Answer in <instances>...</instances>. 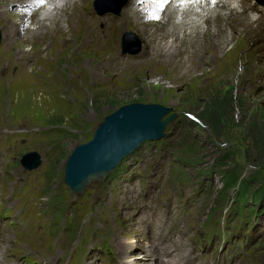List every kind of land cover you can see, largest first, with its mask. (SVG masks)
Listing matches in <instances>:
<instances>
[{
    "label": "rangeland",
    "instance_id": "1",
    "mask_svg": "<svg viewBox=\"0 0 264 264\" xmlns=\"http://www.w3.org/2000/svg\"><path fill=\"white\" fill-rule=\"evenodd\" d=\"M127 3L128 0H79L75 4L79 8L74 11H78L82 22L74 18L66 23L61 13L54 14L56 20H52L63 21V28H55L52 20H46L44 25L51 27V34L41 30L26 36L29 41L24 38L25 30L36 29L38 21L27 19L24 26L13 17L14 6L0 5V13L6 11L0 16V190L5 194L22 187L27 190L23 200L26 210L18 229L6 237L5 246H0L13 257L30 255L43 264H121L120 258L125 256L130 260L124 263L135 264L148 257L150 225L139 209L150 204L153 196H146L145 181L128 185L125 179H133L139 172L146 176L155 172L162 142L158 147L149 142L152 151L156 149L155 156L145 151L142 160L140 150L131 159L120 161L104 180L93 181L81 195H74L64 184V166L75 148L89 142L102 119L124 105L157 104L171 107L170 114L176 115L164 131L163 142L172 146L171 152L168 150L171 161L166 167V180L158 184L156 201L163 204L188 196L198 199L193 210L179 217L184 219L187 241L205 238V233L220 223L243 219L233 213L236 207L222 209L217 199L220 166H226L228 171L241 167L244 179L255 171H261L264 178L263 24L244 18L257 34L248 30L237 35L242 23L224 13L227 21L210 26L194 44L184 46L162 36L173 30L168 24L166 30L156 32L155 43L146 39L144 44L137 35L139 26L119 23L109 29L107 42L88 43L92 41L89 31L93 26H87L85 19L93 22L98 12H108L113 21L123 18ZM116 8L118 14L109 12ZM61 11L66 19L70 17L67 9L60 8ZM161 13L162 10L160 18ZM247 14L251 18L263 15L260 11ZM150 20L153 21L142 22L149 27ZM102 25L96 28L101 34L107 30ZM146 27L144 34L151 30ZM212 32L228 36L223 56L210 41ZM125 34L133 38L123 47ZM249 35L254 39L247 41ZM158 37L164 39L163 43L158 42ZM138 48L137 54L129 53ZM145 51L150 55L148 61H144ZM190 60L196 61L193 69ZM209 98L230 105L219 113L221 118L228 115L229 124L220 127L221 138L214 145L207 139L213 138L214 131L199 120ZM53 128L62 133L45 136ZM9 145L19 149L11 160L7 159ZM181 145L190 147L195 152L192 159H201L203 165L189 168L176 161L181 156ZM27 153H37L42 159L41 167L30 173L20 164ZM204 171L209 176L203 177ZM199 184L202 185L198 187ZM258 188L264 190V185H251V189ZM194 191H199L202 198ZM247 208L248 205L244 209ZM261 210L264 212V206ZM99 246L109 249V259L91 257L92 250ZM261 262L264 264V238L245 254L242 263Z\"/></svg>",
    "mask_w": 264,
    "mask_h": 264
},
{
    "label": "bare ground",
    "instance_id": "2",
    "mask_svg": "<svg viewBox=\"0 0 264 264\" xmlns=\"http://www.w3.org/2000/svg\"><path fill=\"white\" fill-rule=\"evenodd\" d=\"M140 1L141 0H128L126 8H124L122 10L123 18L117 19L115 21L111 20V17L108 16V15H110L108 12H104V13L98 12L99 15H93L94 16L93 22L90 19H85V22H88L87 26H93L91 28V30L89 31V35H90V38L92 41H90V39H89L88 43L96 42L97 44H103L109 40L108 34L111 32V30L109 31V29H112L115 25H117L119 23H129L132 26H139V30L137 31V35L144 42V44H145L146 39L151 40V43H155V40H156L155 38H157L156 32L166 30V26H167L166 24H168L169 27L172 28L173 30L170 29V31H168V29H167L168 33H165V35L161 34L162 36L173 38L174 40L181 42L184 46L186 44L191 45V44H194V41L196 39H198L200 36L204 35L210 29V26L215 25L217 23L219 25V24H221V22H223L225 20L227 21L228 18L227 19L224 18V16H223L224 13L227 15L231 14V16H234V17H231V18H233V20L240 21V23H242L241 28L237 31V35H241L242 33L247 32L248 30L250 31V33H254V34L256 33L257 34V31L253 28L252 24H248L249 22L247 23L246 22L247 20L244 21V18H246V19L249 18L250 21L251 20H255L256 22L260 21V23H262L263 27H264V15L260 16V18H251L247 14L249 12H254L256 10L258 12V5L257 4L252 5L251 1H249L248 3L243 2L242 6L240 8H235V7L230 8V3L228 2V0H172V1L171 0H158L157 3H154L153 0H149L152 2L151 5L156 7V11L160 10L161 5H162L163 10H164L163 11V17H161V19L153 20V21L150 20L151 22L148 21V23H150V25L152 24L151 26H149V27H151V30H150V28L146 27V24L144 22H142L143 19H146V20L152 19L151 18L152 14L148 12V9L150 8V6H147V7L143 6V4H146V1H148V0H145L144 2H142L141 5L138 6L137 4ZM125 2H126V0H125ZM58 4L59 3H56V1H49V2L45 3V0H4V1L0 0V5H4L5 8L14 6L13 11L15 12V10H17L18 12L17 13L13 12L12 15L14 14L13 17L17 18L20 22H22L24 24V26H25V21L27 19H30L32 21V19L34 18V20L38 21L37 22L38 27H36V29L25 30V34H26L24 37L25 39L29 35L33 36L34 34H37L41 30H42V32H44V31L48 32L50 35L51 34V27L44 25V23L46 20H52V19L56 18L55 17L56 15L54 16V14L61 13L60 17L62 16V18L65 19L66 23L72 22L73 20H70V19H74V18H77V22H82L83 19L78 14V11L77 12L74 11V10L78 9L79 6H75V2L73 0H68L67 2L64 1V4L61 7H58ZM43 5H45V7H43ZM60 8L63 11H65L67 9L66 14H68V12H71L69 14L70 17H68V19H66V15H63L62 11L60 12ZM27 10H28V12H26ZM68 10H70V11H68ZM90 11H92V10H90ZM239 11H241V12H239ZM5 14H6V11L1 12L0 16H3ZM239 15H240V17H236ZM241 15L245 16V17H241ZM54 20H56V19H54ZM52 22H53L52 25L58 29H60L62 27V25L64 24V23H62L63 21L61 23H58V22H56V21L54 22L52 20ZM251 22H253V21H251ZM101 24H104L102 26L107 27V30L105 29L104 30L105 32H102V34H101V31L99 29H96ZM68 25L70 26V24H68ZM120 25H121V28L124 26V24H120ZM204 25H207V27L204 28L203 27ZM145 27H146L147 31L150 30V32L148 34L142 33V31ZM200 27H202V28H200ZM176 31H183V33L180 35H176V34H174V32H176ZM210 31H212V30H210ZM4 34H6V33H4ZM194 34H196V35H194ZM223 34L225 35L226 33H223ZM223 34H217V32H214L212 39L210 38V41L212 42V44L215 45L214 47H215L216 51H218V53L221 54L222 56H223V53H225V49H226L225 48L226 42L224 40L228 38V36L225 37ZM91 35L94 37L95 40L92 39ZM246 36H248V35L246 34ZM161 37H158V39H157L159 43L160 42L163 43V41H164V39L162 40ZM253 37H254L253 35H249V37L246 40L251 41L254 39ZM3 40H5L6 43L8 42V41H6V38H3ZM26 40L29 41V39H26ZM167 40H168V38H167ZM158 42H156L157 46H158V44H157ZM8 43H10V42H8ZM165 44L166 43H164V45ZM166 46H167V48L169 47L168 44ZM144 57H145L144 61H148L150 59V55L147 51L144 52ZM139 63L141 64L140 61H139ZM135 64H137V63H135ZM195 65H196V61L190 60V69H193ZM126 203L124 202V204H126ZM149 243H150V241H149ZM148 247H150V245ZM154 257L155 256L150 255L147 258L146 257L142 258L141 261L138 260V262H134V261L133 262L135 264H148V263H151V261L154 259ZM120 259H121L120 260L121 264H126V263H124V260H127V261L130 260L128 256H125V257L120 258ZM127 264H132V263H127Z\"/></svg>",
    "mask_w": 264,
    "mask_h": 264
},
{
    "label": "water",
    "instance_id": "3",
    "mask_svg": "<svg viewBox=\"0 0 264 264\" xmlns=\"http://www.w3.org/2000/svg\"><path fill=\"white\" fill-rule=\"evenodd\" d=\"M256 1L264 6V0ZM118 11V8L109 9V12L115 14ZM132 38V34H125L123 47ZM125 52L124 49L122 54ZM138 52L139 48L129 53ZM171 112V107L133 103L105 116L96 127L93 138L77 146L67 159L64 166V184L72 193L80 195L92 181L104 179L143 142L164 138L167 125L176 118ZM21 164L25 170L31 171L40 166L41 160L36 153H31L22 158Z\"/></svg>",
    "mask_w": 264,
    "mask_h": 264
},
{
    "label": "trees",
    "instance_id": "4",
    "mask_svg": "<svg viewBox=\"0 0 264 264\" xmlns=\"http://www.w3.org/2000/svg\"><path fill=\"white\" fill-rule=\"evenodd\" d=\"M229 106L228 104H221L213 98H209L205 107L201 109L199 120H201L205 124V126L208 127L211 131H214L213 138L209 136L207 137L208 141L213 145L215 143L217 144L218 139L220 140L221 138V134L218 133L220 127L222 125L225 126L229 124L227 120L228 115H225V117L223 118H221V115H219L223 108L227 109ZM110 111H113V109ZM52 125L58 126L60 124ZM56 129L60 133H62L61 129ZM58 133L52 134L54 135ZM190 149V147L184 145L179 146L178 153L181 156L180 159H177L176 161L183 165H186L189 168H192L193 166L203 165L202 163H200L201 159H192V155H194L195 152L191 151ZM221 159L222 158H219L220 161ZM220 167V189L216 191V193L218 195L217 199H219L220 203L222 204V209H224L227 205L236 207V209H242L248 205L250 207L251 212L252 207L256 206L257 204L260 205L264 203V190H260L261 187L258 189H251L252 184L262 185L263 187L264 178L262 176L261 171H255L253 172V174L248 175L247 178L244 179L245 176L242 174L241 167H238L237 169L232 168V171H228V169H226V166L224 165ZM202 176L207 177L209 175L207 174V172L204 171L202 173ZM236 209L234 211H236Z\"/></svg>",
    "mask_w": 264,
    "mask_h": 264
},
{
    "label": "snow or ice",
    "instance_id": "5",
    "mask_svg": "<svg viewBox=\"0 0 264 264\" xmlns=\"http://www.w3.org/2000/svg\"><path fill=\"white\" fill-rule=\"evenodd\" d=\"M153 2H154V3H157V2H158V0H153Z\"/></svg>",
    "mask_w": 264,
    "mask_h": 264
}]
</instances>
